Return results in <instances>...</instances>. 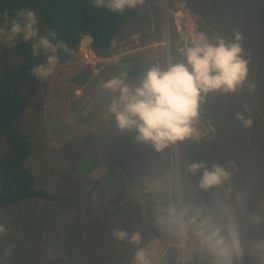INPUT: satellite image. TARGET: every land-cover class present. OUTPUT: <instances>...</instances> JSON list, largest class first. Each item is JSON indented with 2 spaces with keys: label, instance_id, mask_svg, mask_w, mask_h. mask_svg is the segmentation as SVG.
Here are the masks:
<instances>
[{
  "label": "rangeland",
  "instance_id": "1",
  "mask_svg": "<svg viewBox=\"0 0 264 264\" xmlns=\"http://www.w3.org/2000/svg\"><path fill=\"white\" fill-rule=\"evenodd\" d=\"M10 25H0V28L7 30ZM40 27L38 22V29ZM200 32L213 42L218 37L230 41L236 33L242 36L240 43L244 58L249 61L245 86L233 94H219L218 98L216 95L208 96L200 107V120L194 134L168 146V157L162 159L165 165L151 181L155 185L153 190L158 192L139 197L142 208L130 218L119 221V224L129 232L141 231V246H147L150 250L156 247L158 256L154 264H214L211 256L197 248L191 232L181 241L162 226L163 216L156 219L152 214L162 209L164 214L163 211L174 204L178 207L190 206L205 214L211 213L221 223L227 215H231L238 224L245 247L243 259L234 261V264H264V251L257 252L252 247L256 241H264V0H150L138 21L123 28L115 41L118 49L113 53L130 59L128 71L140 69L138 73L129 74L138 79L148 64L181 60L184 45H191L194 35ZM19 40L21 38L17 37L16 43ZM12 48L4 38H0V76L19 59ZM91 50L95 54L92 46ZM70 55L65 62L68 72L74 74L83 71L81 63L85 61L81 55ZM116 70L114 67L112 72ZM17 85L24 92L28 104L33 103L39 109L35 103L38 81L27 84L18 82ZM249 85H254V88L250 89ZM37 109L28 106L25 115L16 123L32 139L33 129L26 124L38 121ZM237 112L251 118L253 125L245 128L235 119ZM107 138L89 140L86 142L89 144L83 148L80 142L63 143L65 148L62 145L58 150L53 142L33 140V152L27 158L25 167L33 174L34 187L44 186L50 192L77 191V197L87 202L85 207L90 206L89 203L99 196L95 193L83 195L85 188L92 189L91 184L84 183V180L92 181L76 174L75 164L80 158L92 156L88 153L93 148L107 144ZM79 147L82 148L81 153L74 157V150ZM6 150L4 139L0 136V156ZM112 160L113 165L115 158ZM194 162L204 163L209 170L214 164L223 166L232 172L231 179L219 187L202 190L198 187L200 173L188 171V166ZM83 164L86 162L80 163L79 171L83 169ZM66 178L70 181L67 182ZM109 179L111 177H105L102 182L110 183ZM187 192L191 193V200H187ZM129 196V203H134L137 197ZM32 199L27 203L35 214L31 222L19 220L17 211L6 212L5 208L0 207V225L6 228V232L0 234V264H70L65 260L67 253L62 254L60 248L63 235L66 236L69 225L73 226L76 220L74 214H64L60 219L55 217L63 222V225L56 224V219L51 217V204L42 198ZM120 201L115 203L111 200L108 206L114 208ZM153 201L154 204H151ZM223 209H227V213ZM90 217L94 219L96 215L90 214ZM149 222L152 223L149 225ZM49 223H53V226L50 227ZM49 228L53 229V232H49L51 235L60 228L61 233L57 238H51L46 232ZM86 233L82 240L76 242L73 251L79 257L77 264L114 262V253L120 241L110 233L98 235L90 228ZM120 248L128 253L132 246L121 242ZM111 251L114 252L112 255ZM132 253L118 264H126Z\"/></svg>",
  "mask_w": 264,
  "mask_h": 264
},
{
  "label": "clouds",
  "instance_id": "2",
  "mask_svg": "<svg viewBox=\"0 0 264 264\" xmlns=\"http://www.w3.org/2000/svg\"><path fill=\"white\" fill-rule=\"evenodd\" d=\"M94 6L107 8L123 14L144 5L145 0H91ZM10 27L0 28V38L14 47L16 38L31 42V54L46 57V63L31 68L30 73L38 80L51 75L59 63L58 51L65 49L63 42H55L56 33L48 36L38 34V20L31 9H21ZM51 37V38H49ZM239 33L229 41L218 37L210 41L204 33H196L191 45L185 44L182 59L159 62L146 66L143 74L129 83L127 73L108 79L102 87L116 94L108 108L119 132H134V140L151 145L156 151L191 137L200 120V107L209 95L233 94L245 86L249 61L244 58V49ZM92 38L83 34L80 44L88 47ZM250 89L254 85H249ZM235 119L245 128L253 125L251 118L237 112ZM192 174L200 173L198 187L202 190L219 187L227 183L232 172L220 165L211 170L204 163L188 166ZM227 213V209H223ZM162 226L166 231L183 241L192 233L199 250L213 258L214 264H234L245 254V247L236 221L227 215L224 222H218L211 213L205 214L190 206L171 204L164 210ZM115 240L133 247L132 264H154L158 250L142 245L141 231L122 229L119 225L112 230ZM6 228L0 225V234ZM257 252L264 251V241L252 246Z\"/></svg>",
  "mask_w": 264,
  "mask_h": 264
},
{
  "label": "trees",
  "instance_id": "3",
  "mask_svg": "<svg viewBox=\"0 0 264 264\" xmlns=\"http://www.w3.org/2000/svg\"><path fill=\"white\" fill-rule=\"evenodd\" d=\"M149 2L150 0H145L144 5L137 9L118 14L107 8L94 6L91 0H0V25L11 23L21 9H32L36 12V18L41 24L38 34L48 36L50 32H55L54 43L63 42L65 45L66 50L58 51V64H62L70 59L71 51L78 46L83 34L92 38L91 46L95 54L106 57L123 28L136 23L147 9ZM12 51L19 59L0 76V136L3 137L7 147L5 153L0 156V207L5 208L6 212L7 210L17 211L19 220L34 218L33 210L27 205L32 198H42L50 203L52 213L57 216L74 211L76 220L64 236L60 250L62 254L67 253L68 257L64 259L68 263L77 264L79 257L74 253V248H76V242L86 236L88 228L98 235L110 233L112 236L111 230L114 227L119 225L122 228L119 221H123L126 217L130 218L142 206L136 199L132 204L128 200L124 205L110 208L107 205L106 196L97 184L86 180L84 183L91 184L92 189L85 188L82 191L83 195L95 193L100 198L94 204L89 203L90 206L87 207H85L87 202L82 197H77V191L50 192L43 188H33L35 181L33 174L25 167V162L32 151L31 145L26 134L15 126L28 105V100L17 83L27 84L37 80L31 75L30 70L37 65L45 64L46 57L34 58L31 54V42L26 43L22 39L15 43ZM139 70L135 68L128 71V74L138 73ZM217 96L219 97V94H216ZM88 141L89 139L82 138L79 141L81 147L89 144L86 143ZM81 147L77 150L75 148L74 157L81 153ZM63 152L65 153V150ZM66 179L67 182L70 181L69 178ZM153 189L140 188L137 190L138 197L144 198L154 191L158 192ZM186 196L187 200H191V193L187 192ZM162 210L155 211L152 215L158 219L159 216H163ZM90 214H95L96 217L92 219ZM151 223L149 222V225ZM66 246H68L67 249ZM120 247L121 242L115 253L110 252V255L112 253L116 255L114 262L110 264L122 263L125 256L133 252V247L128 253Z\"/></svg>",
  "mask_w": 264,
  "mask_h": 264
},
{
  "label": "crops",
  "instance_id": "4",
  "mask_svg": "<svg viewBox=\"0 0 264 264\" xmlns=\"http://www.w3.org/2000/svg\"><path fill=\"white\" fill-rule=\"evenodd\" d=\"M116 46L117 43L115 42L110 55L108 54L106 57L97 56L99 57L97 58L99 63L96 66L82 62L83 71L73 74L68 72V64H57L51 75L42 80L37 79L38 90L35 103L38 104L39 109L33 103L27 105V107L33 106L35 110H38V121L35 124H26L28 128L33 129L31 130L33 139L27 135L26 131L22 132L26 134L30 142L31 153L33 152V140L38 142V139H41L46 142H53V144H56L55 149L58 150L63 143L79 142L82 138L96 141L110 137V139L107 138V144L95 147L88 153L92 156L80 158L76 162L75 173L88 178L97 185L99 184L98 188L102 190L107 198V205H110L111 200L115 203L121 200L116 205L120 206L128 201L129 195L131 198L134 197V193L136 199L141 203L135 191L142 187H155L151 181L159 174V169L165 165V161L162 159H166L165 156L168 157L167 151H169V148L166 147L156 151L149 144L135 141L133 138L134 132H119L114 122H112L108 108L111 101L116 98V94L105 90L102 85L111 77L121 73H127L130 84L137 80V78L128 74L130 59L124 57L125 55L113 53L118 49ZM81 48L83 49L84 46L81 45ZM114 67L117 70L112 72ZM78 90H80L79 93L76 92ZM27 107L19 120L25 115ZM36 133L38 135L35 136ZM113 158H115V162L112 165ZM85 162L86 164L81 167L83 169L79 171L80 163ZM105 177L114 179H109L110 183L102 182ZM34 183L33 188L37 189V187H34ZM99 200L100 198L94 199L93 204ZM151 204H154V201ZM50 213L52 218L57 217V219H60L64 216L54 215L52 211ZM72 213L74 214V211ZM57 219L55 223L60 225L62 223L63 225V222H59ZM29 221L31 222V220H27L26 223ZM36 225L38 227V224ZM49 226H53V223H49ZM71 226L72 224L69 225L68 229ZM34 229L33 226L32 230ZM59 230L53 235L50 234L53 232L51 228L46 229V232L49 236L51 235V238H54V236L57 238L61 233V228Z\"/></svg>",
  "mask_w": 264,
  "mask_h": 264
},
{
  "label": "built area",
  "instance_id": "5",
  "mask_svg": "<svg viewBox=\"0 0 264 264\" xmlns=\"http://www.w3.org/2000/svg\"><path fill=\"white\" fill-rule=\"evenodd\" d=\"M79 52V53H78ZM72 54H78V55H81V58L87 63V64H90L92 66H96L99 62H98V59L96 57L95 54L92 53V50H91V44L88 45V47H85V48H81V45L78 44V46L76 48H74L72 51H71ZM76 92H80V90L76 91ZM126 264H132V257L127 261Z\"/></svg>",
  "mask_w": 264,
  "mask_h": 264
},
{
  "label": "bare ground",
  "instance_id": "6",
  "mask_svg": "<svg viewBox=\"0 0 264 264\" xmlns=\"http://www.w3.org/2000/svg\"><path fill=\"white\" fill-rule=\"evenodd\" d=\"M178 16V15H177ZM167 243V242H166Z\"/></svg>",
  "mask_w": 264,
  "mask_h": 264
}]
</instances>
